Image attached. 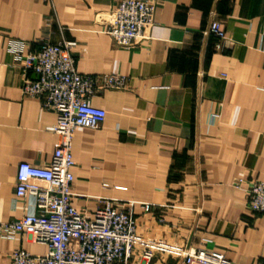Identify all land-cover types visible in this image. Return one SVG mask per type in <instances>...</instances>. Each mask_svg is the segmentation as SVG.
<instances>
[{
	"label": "crops",
	"instance_id": "0c3cea01",
	"mask_svg": "<svg viewBox=\"0 0 264 264\" xmlns=\"http://www.w3.org/2000/svg\"><path fill=\"white\" fill-rule=\"evenodd\" d=\"M118 1L0 0V222L32 209L15 196L18 163L44 165L58 141L56 113L22 95L35 79L22 58L44 39L74 41L77 72L128 82L92 97L103 122L74 132L72 206L92 215L105 200L131 202L143 240L263 261L264 215L246 209V188L264 182V0H152L150 38L132 48L101 32ZM14 249L47 251L24 234L0 238V264ZM148 264L181 262L159 253Z\"/></svg>",
	"mask_w": 264,
	"mask_h": 264
},
{
	"label": "built area",
	"instance_id": "2783aa9c",
	"mask_svg": "<svg viewBox=\"0 0 264 264\" xmlns=\"http://www.w3.org/2000/svg\"><path fill=\"white\" fill-rule=\"evenodd\" d=\"M152 0H119L106 13L101 32L117 47L132 48L149 40L154 23ZM208 31L227 38L223 26L212 21ZM74 41H40L39 49L22 58V95L40 100L56 113L50 130L58 135L51 159L44 165L20 162L16 170L15 196L32 199V209L16 220L0 222V238L24 234L46 245L43 255L14 249L9 264H148L156 254L177 257L181 264H233L217 252L143 240L136 234L131 202L105 200L92 215L77 211L73 197L71 143L78 127L97 128L105 111L90 99L105 89L123 90L128 78L118 73L81 74L75 68ZM246 209L264 215V182L251 181L246 188ZM257 264H264V260Z\"/></svg>",
	"mask_w": 264,
	"mask_h": 264
}]
</instances>
